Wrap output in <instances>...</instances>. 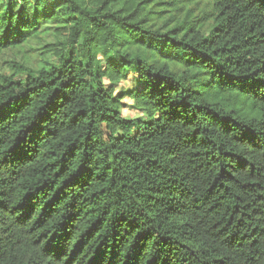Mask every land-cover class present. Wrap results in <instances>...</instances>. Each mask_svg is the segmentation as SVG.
I'll use <instances>...</instances> for the list:
<instances>
[{"label":"trees","instance_id":"1","mask_svg":"<svg viewBox=\"0 0 264 264\" xmlns=\"http://www.w3.org/2000/svg\"><path fill=\"white\" fill-rule=\"evenodd\" d=\"M34 42L0 75V264H264V0H0V55Z\"/></svg>","mask_w":264,"mask_h":264},{"label":"rangeland","instance_id":"2","mask_svg":"<svg viewBox=\"0 0 264 264\" xmlns=\"http://www.w3.org/2000/svg\"><path fill=\"white\" fill-rule=\"evenodd\" d=\"M52 39V36H48L47 38H43L42 42H39V45L45 44V41H50ZM35 43V44H34ZM30 45L29 48H32L29 50V48L24 47L23 50H7L5 53L0 55V75L8 76L10 74L9 72V66L11 62L18 63V64H26L28 67L37 69L41 66V63L39 61V49L38 46H36L38 43L34 42ZM46 60L48 61H54L52 55L46 57ZM134 85V74L129 73L127 74V78L120 83L115 85V95H121L124 94L123 92H126L129 88ZM121 115L124 118L127 119H134L138 117H143L144 114L140 110H136L134 106V102L130 100L128 97H124V99L121 100Z\"/></svg>","mask_w":264,"mask_h":264}]
</instances>
